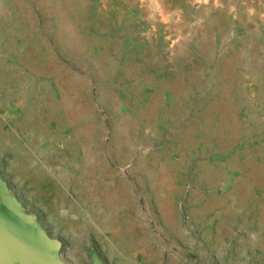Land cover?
Returning <instances> with one entry per match:
<instances>
[{"label":"rangeland","instance_id":"rangeland-1","mask_svg":"<svg viewBox=\"0 0 264 264\" xmlns=\"http://www.w3.org/2000/svg\"><path fill=\"white\" fill-rule=\"evenodd\" d=\"M0 175L67 264H264V0H0Z\"/></svg>","mask_w":264,"mask_h":264},{"label":"water","instance_id":"water-1","mask_svg":"<svg viewBox=\"0 0 264 264\" xmlns=\"http://www.w3.org/2000/svg\"><path fill=\"white\" fill-rule=\"evenodd\" d=\"M62 246L27 213L0 175V264H67ZM91 256L92 264H105L98 252Z\"/></svg>","mask_w":264,"mask_h":264},{"label":"crops","instance_id":"crops-1","mask_svg":"<svg viewBox=\"0 0 264 264\" xmlns=\"http://www.w3.org/2000/svg\"><path fill=\"white\" fill-rule=\"evenodd\" d=\"M59 182H60V184H64L63 179H60ZM42 187H44V185H42ZM46 189H48V188H46ZM63 189L68 191L67 186H63ZM60 198H61V195H60L58 198H54V197H53V201H54V202H55V201H58ZM41 204L43 205V203H41ZM43 206H44V205H43ZM62 213H63V214H68V211H67V210H63ZM68 222H70V220H68ZM71 223L73 224V221H72ZM56 224H57V222H55V226H56Z\"/></svg>","mask_w":264,"mask_h":264}]
</instances>
